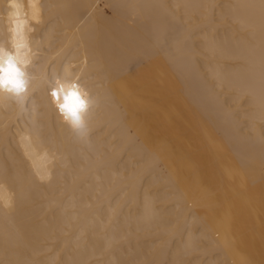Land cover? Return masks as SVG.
Returning a JSON list of instances; mask_svg holds the SVG:
<instances>
[{
    "label": "bare ground",
    "instance_id": "6f19581e",
    "mask_svg": "<svg viewBox=\"0 0 264 264\" xmlns=\"http://www.w3.org/2000/svg\"><path fill=\"white\" fill-rule=\"evenodd\" d=\"M0 50V264H264V0H0Z\"/></svg>",
    "mask_w": 264,
    "mask_h": 264
},
{
    "label": "clouds",
    "instance_id": "9594fccd",
    "mask_svg": "<svg viewBox=\"0 0 264 264\" xmlns=\"http://www.w3.org/2000/svg\"><path fill=\"white\" fill-rule=\"evenodd\" d=\"M27 61L17 57H11L4 50H0V94H7L14 98L25 96L30 84V77L26 71ZM74 91H66L64 97L65 109L62 114L66 122L78 133L86 129L85 113L88 111L91 101L79 95L83 102L77 113L79 119L73 116L72 110L76 107L77 101L73 95Z\"/></svg>",
    "mask_w": 264,
    "mask_h": 264
},
{
    "label": "snow or ice",
    "instance_id": "6c2138e0",
    "mask_svg": "<svg viewBox=\"0 0 264 264\" xmlns=\"http://www.w3.org/2000/svg\"><path fill=\"white\" fill-rule=\"evenodd\" d=\"M73 95L76 98L77 104H76V107L72 110V114L78 120L79 117H78L77 113L79 111V108L82 107L83 102L80 100V97H79V95L76 92H74ZM53 96H58V92H53ZM60 107H61V110L64 111L66 106L65 105H61Z\"/></svg>",
    "mask_w": 264,
    "mask_h": 264
}]
</instances>
